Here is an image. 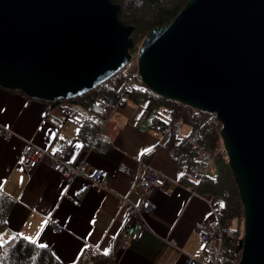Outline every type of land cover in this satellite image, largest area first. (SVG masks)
<instances>
[{
	"label": "water",
	"instance_id": "obj_1",
	"mask_svg": "<svg viewBox=\"0 0 264 264\" xmlns=\"http://www.w3.org/2000/svg\"><path fill=\"white\" fill-rule=\"evenodd\" d=\"M111 0H0V86L81 96L132 59ZM136 54L148 89L210 113L243 209L237 264H264V0H188Z\"/></svg>",
	"mask_w": 264,
	"mask_h": 264
},
{
	"label": "crops",
	"instance_id": "obj_2",
	"mask_svg": "<svg viewBox=\"0 0 264 264\" xmlns=\"http://www.w3.org/2000/svg\"><path fill=\"white\" fill-rule=\"evenodd\" d=\"M125 100L104 119L101 150L78 136L79 125L65 116V103L52 105L0 86V125L11 132L0 135V189L14 202L3 242L22 235L48 247L63 264H189L204 256L194 228L216 217L219 198L198 192L188 168L170 157V135L148 125L146 103ZM27 142L61 149L68 164L102 170L104 186L81 175L68 180L45 163L25 171L18 156ZM121 163L130 173L118 170ZM146 164L164 174L166 185L149 195L155 207L146 214L143 239L118 250L128 204L141 200L137 180Z\"/></svg>",
	"mask_w": 264,
	"mask_h": 264
},
{
	"label": "trees",
	"instance_id": "obj_3",
	"mask_svg": "<svg viewBox=\"0 0 264 264\" xmlns=\"http://www.w3.org/2000/svg\"><path fill=\"white\" fill-rule=\"evenodd\" d=\"M111 1L120 5V11L117 14L119 20L134 27L133 32H136V38L140 34L139 39H133L134 42H138L141 39L143 40L153 27H163V25L167 24L188 0ZM131 65L133 69L126 72L127 68L132 67ZM135 71V60H131L123 70L118 71L109 79L108 82L112 83L113 89H108L104 82L81 96L77 95L67 100L55 99V101L50 100L48 102L52 105H58L63 102L67 105H79L84 108L87 111L86 117L82 120L76 119L79 125L77 127L78 136L83 138L86 143H96V147L101 150V141L106 139V136L101 131L104 119L109 116V113L116 105H123L126 98L135 102L144 101L146 106L143 113L145 116H151V120L153 119L154 121L153 127L159 131L165 132L167 125L180 118L183 119L184 124L188 126L186 135L181 137V140L170 136L169 140L171 142L169 141V143L184 149L185 153L192 159L196 156V153L200 157H207L210 153L215 152V160L212 163V166L216 169L214 174L197 179L194 184L198 192L219 198V202L215 205L217 210L216 220L220 223L224 248L217 263L237 264L239 254L236 253L235 246H237L243 231L242 222V231L239 234L243 209L236 191V184L232 179V172L226 163V156H222L223 152L218 151L221 141L218 138L220 124L217 123L218 121L214 115L210 113L193 110L187 104L179 103L171 98H163L160 94L148 89L142 83L139 74L136 76ZM129 77L136 79L139 85L137 89L127 92L122 99L116 89L123 80ZM169 111L173 112V116H170ZM158 112H161V114ZM195 132L199 133L198 139L201 150L193 153L188 137ZM12 198L9 193L0 189V236L3 234L7 224V214L14 204ZM221 204H223V207H221ZM233 220L235 221L234 225L232 224ZM50 252L48 247H42L40 244L29 241L28 238L18 234L0 244V264H63Z\"/></svg>",
	"mask_w": 264,
	"mask_h": 264
},
{
	"label": "built area",
	"instance_id": "obj_4",
	"mask_svg": "<svg viewBox=\"0 0 264 264\" xmlns=\"http://www.w3.org/2000/svg\"><path fill=\"white\" fill-rule=\"evenodd\" d=\"M136 81L133 77L126 78L120 83L117 87V92L120 95V98H124L127 92L135 90L137 88ZM111 82H106V87L108 89H113ZM85 109L81 108L79 105H73L66 108V116L70 118H79L82 120L85 116ZM170 116H173V112L170 111ZM153 121L150 122L149 126H153ZM184 120L179 119L175 120L173 123L167 125L165 134L173 135L175 138H180L183 135V125ZM8 128H1L0 134L8 135ZM199 133L195 132L192 136L189 137L191 143V151L193 153L200 152L201 146L198 139ZM20 156H18V163L20 167L25 170H30L35 167L38 163H45L49 166H52L56 172L63 174L68 180L81 175L83 177L90 178L92 183L98 184L103 179L102 170H87V164L80 163L77 165L68 164L64 158H62V150L57 148L53 150L51 148H40L38 145H35L31 142H27L23 145ZM167 153L170 157L178 160V163L182 166H185L189 170L190 176L193 180H197L202 177H206L209 172L210 163L212 161L211 156L200 157L196 153V156L192 159L185 153L184 149H177L173 146L168 148ZM142 172L138 177L137 183L139 186V196L141 197L140 202H130L128 204V209L130 211L129 222H127V227L125 230V236L118 241L119 249L118 250H127L130 245L137 241L142 240L143 235L148 229L146 224V214L152 211L154 204L151 197L149 196L155 189L162 188L166 185L165 176L162 172L156 168L150 167L146 164L142 168ZM118 170L123 171L124 173L129 172L130 170L125 168L121 163L118 166ZM59 230V228H58ZM195 234L200 238L202 249L204 251V256L198 258L192 257L189 259V264H218L221 254L222 245V235L221 227L219 221L215 218L212 219H203L198 221L197 225L194 228Z\"/></svg>",
	"mask_w": 264,
	"mask_h": 264
},
{
	"label": "rangeland",
	"instance_id": "obj_5",
	"mask_svg": "<svg viewBox=\"0 0 264 264\" xmlns=\"http://www.w3.org/2000/svg\"><path fill=\"white\" fill-rule=\"evenodd\" d=\"M120 6V5H119ZM135 33V34H134ZM149 33V32H148ZM147 33V34H148ZM139 35L140 34H138V36H137V38H136V32H133V33H131V38H132V43L134 44V49L133 48H131V49H133V50H131L130 49V53L132 54L131 56V60H135V63H136V69H137V60H136V54L138 53V50H139V48H140V43H141V41H142V39L140 40V41H138V42H134V40L133 39H139ZM144 39V38H143ZM130 60V61H131ZM132 66V65H131ZM131 69H133V66L132 67H130V68H127L126 69V72L127 71H131ZM134 72V71H133ZM135 74H136V76L138 75V73H137V71H135ZM13 91H19V92H22L21 90H13ZM23 93V92H22ZM23 95H24V93H23ZM27 97V96H26ZM31 98V97H30ZM35 99H37V98H35ZM37 100H40V99H37ZM41 100H44V99H41ZM45 101H47V100H45ZM119 105V104H118ZM117 106V105H116ZM115 106V107H116ZM115 107L113 108V109H115ZM113 111V110H112ZM111 113V112H110ZM218 123V122H217ZM184 126H183V130H185V131H188V126L187 125H185V124H183ZM1 126V128H3V126L2 125H0ZM7 133H8V135H5L4 133L3 134H0V135H2V136H4V137H9L10 135H11V132H9V130H7ZM219 138V137H218ZM220 139V138H219ZM222 143H221V141H220V149H218V151H220L221 153L223 152L222 151ZM214 155H215V152H212V153H210V156H211V159H212V161H211V163H210V168H209V172H208V175L210 176V175H213L214 174V172H215V167H213L212 166V163H214V160H215V158H214ZM222 156H225L223 153H222ZM42 164V163H41ZM103 181L104 180H102V181H100V183H98V184H95V183H92V184H95L96 186H98V187H100V186H104V184H103ZM149 214V213H148ZM146 217V216H145ZM233 225L235 224V221L233 220V223H232ZM241 231H242V220H241V224H240V232H239V234H241ZM241 236H242V234H241ZM240 236V237H241ZM222 244H223V240H222ZM223 246H221V249H222V251H223Z\"/></svg>",
	"mask_w": 264,
	"mask_h": 264
},
{
	"label": "snow or ice",
	"instance_id": "obj_6",
	"mask_svg": "<svg viewBox=\"0 0 264 264\" xmlns=\"http://www.w3.org/2000/svg\"><path fill=\"white\" fill-rule=\"evenodd\" d=\"M145 151H150V149H146ZM221 207H223V204H221ZM37 235H39V234H37ZM2 243H3V241L0 240V244H2ZM41 246L43 247V245H41ZM107 253H108V250H105V255H107Z\"/></svg>",
	"mask_w": 264,
	"mask_h": 264
},
{
	"label": "bare ground",
	"instance_id": "obj_7",
	"mask_svg": "<svg viewBox=\"0 0 264 264\" xmlns=\"http://www.w3.org/2000/svg\"><path fill=\"white\" fill-rule=\"evenodd\" d=\"M173 147H175V148H177V149H180V148H178L177 146H173ZM79 176V175H78ZM241 238V237H240ZM222 240H223V238H222ZM240 240V239H239Z\"/></svg>",
	"mask_w": 264,
	"mask_h": 264
}]
</instances>
